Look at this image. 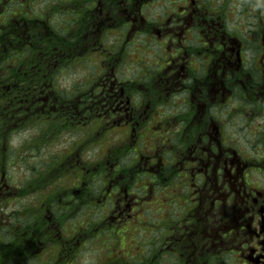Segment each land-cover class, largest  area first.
<instances>
[{"label": "flooded vegetation", "instance_id": "obj_1", "mask_svg": "<svg viewBox=\"0 0 264 264\" xmlns=\"http://www.w3.org/2000/svg\"><path fill=\"white\" fill-rule=\"evenodd\" d=\"M264 0H0V264H264Z\"/></svg>", "mask_w": 264, "mask_h": 264}, {"label": "rangeland", "instance_id": "obj_2", "mask_svg": "<svg viewBox=\"0 0 264 264\" xmlns=\"http://www.w3.org/2000/svg\"><path fill=\"white\" fill-rule=\"evenodd\" d=\"M262 2V5L264 4V2L263 1H261Z\"/></svg>", "mask_w": 264, "mask_h": 264}]
</instances>
